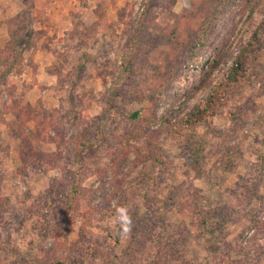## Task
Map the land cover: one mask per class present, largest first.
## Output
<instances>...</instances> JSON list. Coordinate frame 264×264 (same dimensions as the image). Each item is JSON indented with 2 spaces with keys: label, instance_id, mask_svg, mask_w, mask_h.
I'll use <instances>...</instances> for the list:
<instances>
[{
  "label": "rangeland",
  "instance_id": "obj_1",
  "mask_svg": "<svg viewBox=\"0 0 264 264\" xmlns=\"http://www.w3.org/2000/svg\"><path fill=\"white\" fill-rule=\"evenodd\" d=\"M166 1L158 0L152 15L146 17L149 20L147 33L152 37L180 22L184 13L183 0H177L169 8L162 5ZM247 1H237L219 17L213 25L216 32L202 50L198 63L190 61L172 76L152 110L155 118H151L155 120L147 123L149 132L159 127L154 121L164 118L162 114L166 112V107H169L168 112L174 113L183 106L185 112L200 101L206 90L195 89L198 81H208L213 86L224 78L239 45L247 41L263 18L262 13L254 11V21L250 25L246 23L251 9ZM262 7L264 9V0ZM143 9L142 0H0V49L9 39V20L29 12L26 18H20L25 23V30L19 42L24 63L31 61L35 66L34 73L32 66L28 65L19 75L10 76L9 85H15L18 90L32 85L26 93L28 101L33 106L58 110L67 121L63 131L66 147L61 151L62 156L74 151L73 135L76 131L90 132L95 128L107 132L100 146L99 138L94 139V145H98L92 150L94 154L88 148L83 151V158L87 159L86 168H94V162L101 163V166L108 163L107 141L113 142L111 135H121L125 125L126 121L122 118L110 119L108 109L113 108L117 114H129L144 106L138 97L144 92V81L152 64L141 65L140 58L132 62L140 67L141 72L136 77H130L131 83L120 80L119 77L123 76L118 74V67L129 61V51L124 50L125 38L122 37L123 25L120 21H138ZM94 23L97 25L93 27ZM86 26L91 27L89 39L82 42L78 37L69 38L73 29L80 31ZM219 53L230 55V59L208 74L209 64L216 60ZM228 99L229 114L216 115L204 132L192 136L191 142L176 139V135L166 132L160 133V145L172 163V171L168 172L165 167L149 161L132 164L133 153L121 162L118 178L124 183L131 182L130 188L137 194L136 206L131 210L133 230L118 248H114L105 231L113 225L119 227L113 217L88 222L84 232L95 244L97 252L95 258L86 257L82 264H154L152 257L162 251L165 241L172 244L170 249L175 254L171 264H210L204 239L190 237L186 232L192 219L187 207L193 203L202 207L208 203L216 210L224 209V217L230 214L227 213L228 208H240L239 213L231 216L236 224L226 222L222 235L228 243L237 247L240 264L249 262L248 258L242 257L240 250L249 246L252 232L248 229L252 226V217L254 220L264 217V181L261 180L263 184H260L258 180L262 179L259 163L264 164V60L256 63L245 82L233 87ZM4 119L7 123L0 122V170L3 172L0 197L8 198L12 208H20L21 214L22 204L38 202L40 196L46 194L52 179L63 174L59 169H53L31 172L25 177L20 175L17 171L19 162L12 154L17 143L10 133L13 121L8 115ZM38 146L48 154L58 151L52 144L38 143ZM226 162L235 164L234 174L225 170ZM74 167L71 164L68 168L71 170ZM105 173L107 175L100 181L97 175L88 174L81 185L97 190L92 197L94 205L106 198L108 206L115 208L121 193L115 188L117 185L111 170L107 169ZM141 174L146 177L145 182L132 183ZM165 175L173 179V190L178 192V196H168L162 206V215H159L151 204L155 197L151 189L159 192L156 184L159 177ZM64 183L70 186L71 181L65 180ZM246 184L249 185L251 200H243V208L237 207L240 204L236 197L245 195L242 187ZM196 196L203 200L197 201ZM181 203L187 207L183 209ZM56 207V202L48 205L47 212L52 218L59 217L60 208ZM82 214L80 209L66 215L67 230L63 237L68 242L77 240L78 230L84 221ZM258 237L259 244L264 248V235L259 233ZM39 243L40 239L30 224L9 238L0 230V264H15L21 255L41 257L36 250ZM50 243L48 240L43 247H48ZM261 257L258 264H264V252ZM178 258H181L179 262L176 261Z\"/></svg>",
  "mask_w": 264,
  "mask_h": 264
},
{
  "label": "trees",
  "instance_id": "obj_2",
  "mask_svg": "<svg viewBox=\"0 0 264 264\" xmlns=\"http://www.w3.org/2000/svg\"><path fill=\"white\" fill-rule=\"evenodd\" d=\"M176 1L167 0L165 4H161L169 8ZM183 1L185 6L180 22L169 30L162 31L156 37L147 33L149 20L146 17L152 15L154 6L158 5V0H142L144 9L138 21H120L123 25L122 37L125 38L124 50L129 51L127 64L118 67V74L123 76L119 77L120 80L131 83L130 77L138 76V73L141 72L140 67L133 65L132 62L138 61L139 58L141 65L149 63L152 64V68L148 77L145 78L144 92L138 97V101L144 103L145 107L142 105L141 109H136L129 114H117L113 108L108 109L110 119L122 118L126 122L121 135L118 137L111 135L113 142L107 141L108 163L101 166V163L94 162V168L85 167L87 159L83 158L82 153L88 148L94 154L92 150L98 145L100 146L107 132L104 133L102 129L95 130V128L90 132L87 130L76 131L73 135L76 144L74 151H69L65 156H62L61 151H64L66 147L63 131L67 121L59 114L58 110L47 109L40 105L33 106L28 101L26 93L32 88V85L24 86L22 90H18L15 85H9V77L19 75L25 66H32L33 73L35 72V66L31 64V61L24 63L25 58L19 42L24 37L23 31L25 30V23H22L20 18H26L29 12L16 15L9 20V39L4 48L0 49V122L2 124L7 123L4 119L6 115L10 116L13 121L14 126L10 128V133L11 137L17 140L16 148L12 152L14 160L19 162L17 171L24 177L31 172H45L53 169H59L63 174L60 178L52 179L46 194H42L38 202L30 205L22 204L23 211L21 214L20 208H12L8 198L0 197V224H3L0 230L4 231L6 237H12L13 233L20 232L26 225L30 224L33 226L37 238L40 239L36 250L41 253V257L29 258L21 255L15 264H82L86 257L95 258L96 246L91 240L89 241L86 231L84 232L86 224L91 221L94 222L95 219L114 217L118 205H128L130 210L136 206L137 194L130 188L131 182L124 183L118 178L121 162L125 161L124 159L129 153H133L134 161L131 162L132 164L149 161L165 167L168 172L172 171V163L160 145V133L166 132L168 135H176V139L191 142L192 136L197 132H204L216 115L229 114L230 99L228 97L233 87L245 82L256 63L264 60L263 0H248L246 4L251 6L252 10L250 9V16L246 23L250 25L254 21L255 16H252L254 11L262 13L263 18L258 22L247 41L239 45V50L224 78L213 86L208 81L206 83L198 81L195 89L206 90V94L200 101L185 112L183 106L174 113L168 112L169 107H166V112L162 114L164 118L154 121L159 124V127L149 132L147 123L150 120H155L151 118V116L155 118L152 110L159 102L172 76L178 74L188 62L195 61L198 63L202 50L207 47L216 32L213 25L239 0ZM96 25L97 23H94L92 26ZM75 37H78L82 42L89 39L91 27L86 26L80 31H77L76 28L73 29L69 38ZM229 59L230 55L217 54L216 60L209 64V72L207 73L211 74L216 67L221 63L226 64ZM175 60L176 63H174ZM33 81H35L34 78ZM81 120L85 122L83 119ZM93 134H95L94 138ZM95 138L100 140L98 145H94ZM38 143L55 145L58 151L55 154H48L40 149ZM71 164L75 167L70 170L68 167ZM225 166L228 173L234 174L235 164L226 162ZM195 167L198 171V166L195 165ZM107 169L111 170L113 181L117 185L115 188H118L121 193L115 208L108 206L109 200L106 198H102L100 202L94 205L92 197L97 190L84 188L81 185L88 174L97 175L100 181L107 175L105 173ZM259 172H261L260 178L262 179L258 180L264 181L263 162L259 163ZM145 178L144 174H141V177L134 179L132 183L143 184ZM159 178L158 184L155 182L159 192L151 189V194L155 195L151 204L157 214L162 215V206L166 198L174 194L178 196V192L173 190L175 189V186H172L173 179L167 178L166 175ZM2 180L3 172L0 170V191ZM65 180L71 181L70 186L64 183ZM263 181L260 184H263ZM151 182L154 185V181ZM242 188L245 190V195L240 194L235 199L240 204L237 207L243 208L244 204L241 205L243 200L250 202L251 199L248 196L250 193L249 185H243ZM196 199L197 201L203 200L199 196H196ZM52 202H56V208H60L58 210L59 217L52 218L47 212L48 205ZM181 207L185 209L187 206L182 205ZM80 209L83 211L81 217L84 221L78 230V238L74 242H68L63 237L67 230L65 217L70 211L75 213ZM187 210L192 215V219L186 232L190 237L204 239L203 245L207 251L208 259L210 258V264H240L237 259V247L228 243L222 235L226 222L236 224V221H232L231 216L234 213H239L240 208L239 210H235L233 207L228 208L227 213L230 214L225 217L222 215L224 209L216 210L208 203H205L203 207L193 203L187 207ZM7 213L9 215H6ZM5 216L10 220L6 221ZM252 219V226L248 229L252 232L249 238V246L243 247L240 252L242 257L248 258L247 264H258V260L262 258L264 252L263 246L258 242L259 233L264 235V217L254 220L253 216ZM105 231L114 248H118L119 244L125 241L126 236L121 235L119 227L113 225V228ZM48 240L51 243L44 248L43 246ZM170 248L172 249V244L165 241L162 251L153 255V263L171 264L175 254ZM180 259L178 258L176 261L179 262Z\"/></svg>",
  "mask_w": 264,
  "mask_h": 264
},
{
  "label": "clouds",
  "instance_id": "obj_3",
  "mask_svg": "<svg viewBox=\"0 0 264 264\" xmlns=\"http://www.w3.org/2000/svg\"><path fill=\"white\" fill-rule=\"evenodd\" d=\"M115 204V202H114ZM114 223L119 225L121 235L127 236L133 230V217L128 205H118L115 209Z\"/></svg>",
  "mask_w": 264,
  "mask_h": 264
}]
</instances>
